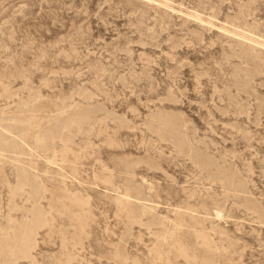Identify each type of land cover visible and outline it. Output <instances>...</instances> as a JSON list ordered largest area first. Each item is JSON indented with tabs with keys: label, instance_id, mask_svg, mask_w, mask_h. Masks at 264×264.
I'll list each match as a JSON object with an SVG mask.
<instances>
[{
	"label": "rangeland",
	"instance_id": "1",
	"mask_svg": "<svg viewBox=\"0 0 264 264\" xmlns=\"http://www.w3.org/2000/svg\"><path fill=\"white\" fill-rule=\"evenodd\" d=\"M248 35L264 0H0V236L39 220L11 264H264Z\"/></svg>",
	"mask_w": 264,
	"mask_h": 264
},
{
	"label": "bare ground",
	"instance_id": "2",
	"mask_svg": "<svg viewBox=\"0 0 264 264\" xmlns=\"http://www.w3.org/2000/svg\"><path fill=\"white\" fill-rule=\"evenodd\" d=\"M241 36H243V35H241ZM246 38L248 40H251L252 41L251 43H254L255 45H260L262 47L264 46V41L261 40L260 38L259 39L253 38L249 35ZM125 196L128 197V194ZM188 210H189V208H188ZM191 212H193V211H191ZM37 222H39V220H37L34 223L32 221L29 222L27 225H25L24 227L20 228V230H18L17 236L14 235L12 238H10V235H9L8 231L6 232V229L3 230V233L0 236L1 264H11L14 260H16L18 258L23 259V257H28L29 249L31 247L32 237L34 234V229H35ZM7 230H8V228H7Z\"/></svg>",
	"mask_w": 264,
	"mask_h": 264
}]
</instances>
